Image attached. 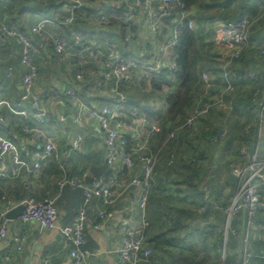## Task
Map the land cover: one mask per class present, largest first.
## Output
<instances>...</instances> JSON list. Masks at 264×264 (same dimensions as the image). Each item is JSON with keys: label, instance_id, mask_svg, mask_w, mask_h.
<instances>
[{"label": "crops", "instance_id": "crops-1", "mask_svg": "<svg viewBox=\"0 0 264 264\" xmlns=\"http://www.w3.org/2000/svg\"><path fill=\"white\" fill-rule=\"evenodd\" d=\"M3 1L9 0H0V19L9 20L10 18H8L7 14L10 11L3 9ZM62 1L63 5L58 10L60 16L65 15L64 5L66 4V0ZM134 2L135 0H119L118 2L114 0H99L94 4L98 6L100 4L103 7L98 18L88 19L86 12L82 11L83 18L81 22L83 23L74 27V31L72 29L70 31L65 30V28L61 31H56L51 28L50 34L68 38L70 36L72 38L75 34H80L86 43L96 42L100 45L115 44L119 53L125 57L147 60L152 54L158 53L165 42L170 41V34L167 31L169 27L165 22L158 29L157 35H154L141 9L131 18L129 22L131 23V27L127 30L125 28L120 29L118 26H109L110 22H103L101 18L105 15L104 11L116 6V4L123 3L130 9ZM15 7H13L14 10H11L12 18H16V22L26 32H30L31 27L40 19L50 18L48 14L47 16L45 15V9L40 11L35 9L31 12L28 11L29 6L25 4L24 9L20 12L21 9L17 10ZM88 7L90 6L88 5ZM25 8L27 9L25 10ZM127 13L125 12L120 17V20ZM244 15H247L251 19L254 26L251 31V42L258 43V45L250 44L249 46L254 47L253 50L261 46L264 47V0H199L192 6L188 14L186 13V18L193 21V28L191 29L194 30L198 37L199 53L197 58L200 66L204 72L211 76L213 87L217 88L218 91L213 97L211 94L213 87L207 90L201 86V89L199 88L196 94L200 91H203L204 94L205 89L206 98L216 103L222 95H225V98L228 95H234L241 80L250 81L254 84H258L259 82L261 89L255 87L250 94V98H252L256 91L261 93L259 99L253 101V103L256 102L258 104V111L252 147L258 151L259 159L264 161V147L260 149L261 144H264V124L262 126L259 119L262 98L264 96V60H260L258 57L255 58L258 60L255 67L257 76L256 80L253 81L248 77L251 65L244 63L241 75L240 72H237L232 67V64L224 60L229 54L231 55V60L236 58L232 57L231 50L217 37V29L221 23L237 21ZM128 32L132 34V38L129 36V39H127ZM169 51L172 54L171 48ZM22 54L23 48L16 41L7 43L0 41V100L8 103L7 105H3L1 109L0 134L15 141L21 149L22 157L32 165L34 162V152L38 147L42 148L44 142L33 141L31 136L24 132V127L34 126L35 120L33 114L36 109L31 103H25L22 100L23 79L28 72V69L22 63ZM247 55L249 58H253L254 53L247 52ZM244 57L245 55L242 59ZM259 57L261 58V56ZM223 60L222 67L220 64L217 65L218 62L221 63ZM34 61L38 66L36 90L38 93H42L48 97V100L44 104L47 109V120L44 128L51 130L54 127L56 129L59 136V149L55 158L46 166H43L41 170L29 172L24 169L21 176L17 178L0 177V221L7 222L9 226L8 235L0 240V264H73L70 257L71 244L62 236L57 228L42 231L36 222H23L19 218L9 220L6 218V213L23 204L30 194H33L38 199L54 198L57 200L63 189L60 187L59 181L64 175L67 177L89 175L90 170L107 164L103 147L105 133L97 119L86 115L87 111L84 106L96 105L98 108L101 107L105 101L113 97L112 89L114 88V83L97 72L100 66L99 63L88 61L84 65L86 67L84 73L88 74L89 77H93L94 81L85 89L77 87L75 81L77 65L71 60L61 58L55 52L50 40H47L42 50L36 54ZM216 75L219 77V83L213 82ZM170 78L172 77L169 76L167 79ZM129 85L133 86L129 83H124L121 88L122 94L126 95L127 99L123 110L127 105H139V109L142 108L141 110L143 111L146 110L163 115L167 114L168 105L165 100H161V102H158L156 98L153 102L150 99L149 101L142 100L144 90H134L132 87L129 88ZM228 86L233 87V90H228ZM66 88H71L77 92V95L69 97L71 99H67V102L61 98ZM144 92H147L148 95L149 92L151 93L148 90ZM54 97H58L59 100L54 101ZM154 97L155 95L151 93V98ZM202 97L203 95L200 97L201 101ZM139 109L132 110L138 111ZM16 111H24L25 114H16ZM62 114H65L67 117L64 122L60 121ZM143 114L140 113V115ZM76 116L81 118V122L75 120ZM144 132L146 133V131ZM77 133H82L85 136V141L79 150L69 151L71 139ZM260 135L262 139H259ZM12 166L13 163L10 157H4L0 160V173H11ZM140 168V163H137L136 169L139 170ZM130 172L127 177L122 174L120 175L121 178L126 180V184L120 189H114V196L109 205H105L102 199L97 198H93L89 203H86L88 205L87 209H85L88 215L86 244L96 255L85 264H116L117 249L121 244L124 228L127 226L140 227L142 225V210L140 205L138 201L132 199V188H127L129 176H132L134 171ZM158 173L160 174L161 172ZM229 173L231 176V172ZM84 180L87 184L91 183L87 182V176H85ZM235 192L236 187L228 189L226 192L217 187L216 191H213V194L210 195L209 202L214 205L219 204L221 199L224 201L225 198L235 195ZM102 209H106L112 214L105 221L99 219V213ZM211 212L213 214L222 213L220 211L216 213ZM215 216L218 218L220 215H213V218ZM233 219H235V223L232 226L233 230L238 229L239 234L237 236L235 234L230 239L232 248L229 251V257L231 264H233V257L238 264L240 262L241 249L240 247L239 250L237 249L241 239L240 231L243 223H241L240 216ZM97 222L104 224L103 230L94 228V224ZM209 224L207 222V226ZM226 227H228V224H226ZM259 227L260 223H257L255 219L251 223L248 245L257 255L264 256V235L260 232ZM13 233H21L27 237L22 251H17L16 243L13 240ZM174 250L176 251L177 249L174 247ZM220 259H225L226 261L227 254L225 251L222 254L220 253ZM140 264L146 263L141 262ZM254 264H264V259L259 256L254 260Z\"/></svg>", "mask_w": 264, "mask_h": 264}, {"label": "built area", "instance_id": "built-area-1", "mask_svg": "<svg viewBox=\"0 0 264 264\" xmlns=\"http://www.w3.org/2000/svg\"><path fill=\"white\" fill-rule=\"evenodd\" d=\"M118 2L119 0H114ZM124 1V0H121ZM84 6V0H66L64 5L65 15L62 20L51 18H42L31 27L30 32H23L19 26L9 20L0 19V41L7 43L16 41L23 48L22 63L28 69L23 79L22 100L25 103H31L35 107L33 114L35 124L32 127H24V132L31 136L33 141L44 142L42 148H37L33 154L34 162L32 165L22 157L19 145L11 139L0 134V160L9 156L13 166L11 173H0L2 178L20 177L25 169L29 172L41 170L52 159L55 158L59 149V136L56 129H45L47 120V109L44 104L48 100L47 96L38 93L36 84L38 79V66L34 58L37 53L42 50L47 40L53 45L55 52L63 59L71 60L77 65L76 79L83 81V72L81 67L86 62L99 63L98 71L107 80L114 83L112 89L113 97L105 101L101 107L96 105H86V115L90 118L97 119L100 127L105 133L104 151L106 155V163L110 168L116 170V176L103 181L94 178L91 183L87 184L84 176H63L59 185L61 188L66 186L72 188H82L86 196V203L93 198L102 199L105 205L112 202L114 189H120L126 184V180L121 178V171L128 169L134 171L127 181V188H132V199L138 201L142 210L140 227L127 226L124 228V234L120 246L117 249L116 264H140L148 261L151 255V249L147 245L144 231L149 225L146 214L150 184L153 182L155 159L148 152L149 139L154 132L159 131V126L151 123L145 115H140L137 110H131L130 116L122 115L127 99L122 94L121 88L124 83L141 86L144 78H151L165 69L177 70V64L173 60L169 51L177 45L178 27L188 21L189 27L193 28V21L186 18V14H178L176 18L175 28L171 30L170 41L165 42L164 46L158 53L152 54L147 60L125 57L117 50L115 44L97 45L96 42H84V38L80 34L73 36V42L60 35L50 34V28L63 30L65 26L72 25L77 20V13ZM6 7V5L4 6ZM185 4L182 0H135L133 6L128 13L122 17V21L128 24L131 18L139 9L143 10L149 27L154 35H157L158 29L162 26L166 18L173 17L175 9H183ZM8 18H10L8 16ZM103 22L109 23V16L103 15ZM252 21L244 15L237 21H229L221 23L217 29V37L221 40L232 53V57L238 58L241 53L250 45V30ZM37 38V40H36ZM85 43V44H84ZM88 45V46H87ZM249 79L256 80L254 73L248 74ZM203 84L207 90L213 87L211 76L208 73L202 75ZM228 90L233 87L228 86ZM63 94L74 97L76 92L71 88H66ZM261 93L256 91L252 99L257 101ZM225 95H222L216 105L222 107L224 105ZM54 101L59 100L58 97L53 98ZM6 101L0 100V121L2 120L1 109L3 105H7ZM261 109L259 114L260 124H264V96L262 98ZM202 107V108H201ZM212 107L211 104L198 106L195 113L188 118L186 125L191 127L198 112H208ZM16 114L24 115V111H16ZM67 119L65 114L60 116V121ZM76 121L81 122V118L75 117ZM264 128V126H263ZM58 130V128H57ZM130 134L134 145L130 148V152L126 151L128 138L126 132ZM146 131V133L144 132ZM261 134V132H260ZM261 138V135L259 137ZM85 141L82 133H77L71 139L69 151L79 150ZM260 141V140H259ZM259 143V142H258ZM239 160L231 168V174L238 180V187L234 195L232 204L225 209L230 219L233 215H237L242 211L248 212L250 217L257 214L262 205V195L260 187L264 185V161L259 159L258 151L251 152L248 145H244L239 149ZM137 163L141 168L136 169ZM136 169V170H135ZM209 193L205 195V201H208ZM25 208L19 220L23 222H36L42 231L57 228L62 236L71 244L70 257L73 264H85L96 255L95 252L84 249L86 245V223L87 213L82 208L73 222L68 225L59 223V210L56 205V199L45 198L38 199L30 194L24 201ZM112 214L106 209H102L99 213L100 220H107ZM97 230H103L104 224L97 222L94 224ZM9 233L7 222L0 221V240L5 238ZM27 237L21 233H13V240L16 243L17 251H22ZM247 242V239H245ZM242 252V264H252L254 254L249 248L244 247ZM224 258V254H223ZM6 259H8L6 257Z\"/></svg>", "mask_w": 264, "mask_h": 264}, {"label": "trees", "instance_id": "trees-1", "mask_svg": "<svg viewBox=\"0 0 264 264\" xmlns=\"http://www.w3.org/2000/svg\"><path fill=\"white\" fill-rule=\"evenodd\" d=\"M99 0H84V6L80 8L79 12L77 13V20L69 26H65V30H73L74 27H76L78 24H82V18L83 14L82 11H85L87 14L88 19L92 18H98L99 13L102 12L101 9L103 7L99 4L94 5ZM185 4V8L183 9H175L173 17L166 18L164 21L168 28V33L171 34V30H173L175 27V21L176 18L182 14L187 13L191 10L192 6H194L199 0H182ZM3 6L6 5V7H3L4 10L10 11L7 16L10 17V19L15 22L19 28L23 31L24 28L20 26L19 23L16 22V18H12V12L11 10H14L13 7L17 8V10L21 9L20 12L24 9V5H28V11H33L35 9L42 10L45 9V15L47 14L50 16V18H54L56 20H62V15L60 16L58 14V10L63 5L62 0H9V1H3ZM88 5L90 7H88ZM27 8H25L26 10ZM129 7H127L125 4H116V6H113L112 8H109V10L104 11L106 16H110L109 20V26H118L120 29L125 28V30L130 29L131 23L125 24L123 21L120 20V17L125 13L128 12ZM48 16V17H49ZM179 18V17H178ZM177 18V19H178ZM122 24V25H121ZM122 26V27H121ZM67 27V28H66ZM128 27V28H127ZM253 25L250 30V39H251V31L253 29ZM133 29V27H132ZM51 30V28H50ZM56 30V29H55ZM59 31V30H56ZM23 32H26L25 30ZM71 38V36H70ZM70 42H73V37L70 39ZM37 40V38H36ZM85 42V41H84ZM86 43V42H85ZM84 43V44H85ZM198 37L193 29L189 27L188 21H184L182 25L178 27V42L177 45H175L172 49V57L175 63L177 64V70L173 71L170 69H165L160 71L157 75L151 76V79L144 78L141 87H138L134 84H131L133 86L129 85V88L132 87L134 90L142 91V86L146 89L149 88V91H154L158 93L160 96L161 94H165V102L168 105V112L167 114L163 115L161 113H152L149 111H143L140 108L139 105H127L124 110H122L120 113L122 115L128 116L131 119H133L130 116V112L132 109H139L138 111L140 113H144L148 120L151 123H155L159 126V131L154 132L152 136L149 139V145H148V152L149 154L154 157L155 159V165H154V177L153 182L150 184V190H149V198H148V207L146 209L147 217L149 222V226L144 231L145 239L147 240V245L151 249V255L149 260L152 259V261L158 263V264H207V261L210 259L209 255L204 258L203 261H198L192 254L186 253L183 250L177 249L174 250L175 242L177 241V231L181 229V220L178 219V222H172V225H168L166 223L165 218H159L157 216V219L160 220V223H162L163 227L160 226V229L157 231L152 232V227L154 225V219L156 218L155 211L151 205L152 198H150V193H157V190L155 189V186L157 184L158 179V172H162L159 170V165L162 166V170L164 167V161H163V153L167 149L174 146V144L178 145L180 143L179 135L180 133L184 131H190L192 134H196L199 132V123L202 121L203 118H205L206 115L211 113L214 107H217L216 103L211 102L207 97V94L205 93L202 97V101L200 99L199 103L196 104L194 101V96L196 95L199 88L202 86L203 88H206L203 84L202 75L206 72H204L203 68L200 66L199 60L197 58L199 53V47H198ZM100 44L97 43L95 46H99ZM88 46V45H87ZM247 50V49H246ZM244 50L240 57H243L245 55ZM86 69L85 66L81 67V71L83 72V81H78L75 76V81L77 87H82V89L87 88L91 82H93V77H89L88 74L84 73V70ZM97 73V72H96ZM99 75V74H98ZM169 76L172 78L167 79ZM101 77V76H100ZM258 79V77H257ZM149 81V85H147L146 82ZM130 84V83H129ZM166 88V89H165ZM168 89V91H167ZM76 92V91H75ZM77 95V92H76ZM126 96V95H125ZM68 97V98H67ZM151 97L148 95L147 92H143L142 100L149 101V98ZM48 98V97H47ZM61 98L67 102V99L69 96L62 94ZM253 99L250 98L249 102L252 104ZM207 104H211L212 107L208 112H198L195 114V118L193 121V125L191 127H188L186 125L187 120L189 117H191L198 106H204ZM254 104V103H253ZM202 108V107H201ZM139 113V114H140ZM205 130V129H203ZM202 130V131H203ZM201 131V130H200ZM128 133V131H127ZM126 134V138H128V144L126 151L130 152V148L134 145L130 134ZM204 135L212 134L207 129L203 132ZM129 135V136H128ZM224 134H221L219 137H215L212 139L218 140L222 139L224 137ZM254 141V137H253ZM252 141V143H253ZM252 143H249L251 145V148L249 150L253 152L255 149L252 147ZM248 145V140L246 142H243L240 144V148L244 145ZM169 147V148H168ZM250 147V146H249ZM239 153V152H238ZM204 155V153H201V155ZM172 159L175 157V154H171ZM239 160V154L237 159L234 161V163L229 167L230 169L234 164H236ZM174 160L169 161V163H173ZM191 166V175L188 180V184L191 187H195V179L201 180L204 178L205 180H209V178H213L214 175L211 174V171H208L206 176L202 175L203 165L201 163L197 162L195 159H192L190 161ZM176 165V162H175ZM175 167V166H174ZM132 170H122L121 173L123 176H128ZM158 171V172H157ZM231 172V171H230ZM134 174V173H133ZM116 176V170L113 168H110L108 164L90 170L89 175L87 174V182H91L94 178L102 179L104 182L107 181L110 178H113ZM232 176V174H231ZM130 177V176H129ZM233 177V176H232ZM159 188V187H158ZM263 188L264 186L260 187V192L262 195V205L260 209L258 210L257 214L253 217H250L248 212L242 211L237 215H233L230 219H228V215L225 212V209L229 207V204L227 205H214L211 202H209V196L208 201H205V195L208 192L207 189L203 193V201L204 206L201 207V210L199 211H206L211 210L213 212H222L225 215L226 224H228V229H226L225 232L222 231L221 237H222V248L219 249V251H225L227 254V259H220L221 264H231L230 257H229V251H231L232 244H231V237L236 234V236L239 234L238 229L233 230V224L235 223L234 217H239L241 219L242 229L240 231V249H241V255H240V262L238 264H242V252L245 249L244 247L249 248L254 254V258L252 259V264H254V260L258 258L259 256L264 259V256L257 255L253 249H250L249 247V239H250V229H251V223L257 221V223H260L259 230L264 235V199H263ZM152 191V192H151ZM236 193V192H235ZM36 197V196H35ZM56 205L59 210V220L62 225H68L71 224L74 220V218L78 215L80 210L82 208L87 209L88 205L86 204V196L84 193V190L82 188H72V187H64L60 195L58 196L56 200ZM211 207V208H209ZM202 213V212H201ZM88 216V215H87ZM259 219V220H258ZM87 232V228L85 229ZM151 230V233H150ZM227 232V235H226ZM87 235V233H86ZM152 235V236H150ZM226 239V240H225ZM247 239V242L245 241ZM172 247V248H171ZM84 249L90 250L88 245L86 244ZM92 251V250H90ZM192 252V251H190ZM222 254V253H221ZM146 263V261H144Z\"/></svg>", "mask_w": 264, "mask_h": 264}, {"label": "rangeland", "instance_id": "rangeland-1", "mask_svg": "<svg viewBox=\"0 0 264 264\" xmlns=\"http://www.w3.org/2000/svg\"><path fill=\"white\" fill-rule=\"evenodd\" d=\"M127 35V39H129V36L132 38L130 32ZM64 38L67 39L68 37ZM250 44L258 45V43L251 42V40ZM251 48L250 46L247 48L244 59L239 57L231 60V55L229 54L224 60L232 64V67L237 72H240L241 75L242 67L244 63H247V65H251L250 72H253L257 76L255 67L258 60L255 58L258 57V59L264 60V47L261 46L254 50V47ZM247 52H253V58H249ZM224 60L221 63L218 62L217 65L220 64L222 67ZM218 70L216 69L217 72ZM213 72L215 73V71ZM219 81V77L217 75L214 76L213 82L219 83ZM146 83L149 85V81ZM143 86L142 89L144 91H149V88L146 89ZM260 86L261 84L259 82L258 84H254L250 81H239L236 93L224 98V105L222 107H214L211 113L200 121L198 133L192 134L188 130L180 133V143L178 145L174 144V146L171 148L168 147L169 149L164 151L162 157L164 167L162 170V166L159 165V170L162 172L160 174L158 173L157 184L155 185L157 186L155 187L157 193L154 194L152 191L150 193V198H152L151 205L155 211L154 215H156L152 232L160 229V226L163 227L160 220L157 219V216L159 218H165L169 226L172 225V222H178V219H180L181 229L176 232L177 241L175 242V248L192 254L198 261H203L209 255L210 259L207 261V264H221L220 253L223 252L219 251L222 248L221 246H223L221 234L222 231H226L227 227L224 214H213L211 210L199 211L204 206L203 193L207 189L210 199V195L213 194V191H216L217 187L225 192L235 187L237 190L238 180L230 176L229 172L231 169L229 167L237 159L241 143L248 140V147L250 146L249 148H251L249 143H252L253 135L255 134L258 104L256 102L251 104L249 99L252 89L255 87L260 88ZM217 92V88L213 87V90H211L212 96L214 97ZM151 93L155 97H150V101L153 102L157 99L158 102H161V100H165V94L159 96L154 91ZM202 95L203 91H200L194 96L196 104ZM203 129H207L212 134L204 135L203 132L205 130ZM224 133L225 135L222 139L212 141V139ZM263 147L264 144H261L260 149ZM201 153H204V155H201ZM171 154H175L173 159ZM192 159H195L203 165L202 175L204 177L208 171H211V174L213 173L212 175H214L213 178L206 179L205 182L203 181L204 178L201 180L195 179L196 185L194 188L188 184L192 166L190 161ZM171 160H174V162L170 164L169 161ZM233 199L234 195L225 198L224 201L221 199V202L216 205L222 206L229 204L230 206ZM212 214L220 215V219L218 216V218L216 216L213 218ZM222 219L223 221H221ZM207 222L210 223L208 226ZM239 247L240 242L237 250H239ZM233 258V264H237ZM146 264L158 263L151 259L146 261Z\"/></svg>", "mask_w": 264, "mask_h": 264}, {"label": "water", "instance_id": "water-1", "mask_svg": "<svg viewBox=\"0 0 264 264\" xmlns=\"http://www.w3.org/2000/svg\"><path fill=\"white\" fill-rule=\"evenodd\" d=\"M24 208H25V204L23 203V204L15 207L13 209H11L10 211H8L6 213V218H8L9 220L18 219L22 215Z\"/></svg>", "mask_w": 264, "mask_h": 264}]
</instances>
